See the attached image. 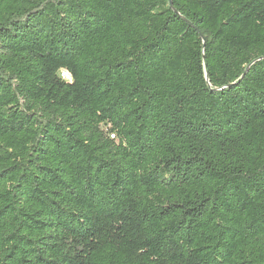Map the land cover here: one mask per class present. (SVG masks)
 Masks as SVG:
<instances>
[{"label": "trees", "instance_id": "obj_1", "mask_svg": "<svg viewBox=\"0 0 264 264\" xmlns=\"http://www.w3.org/2000/svg\"><path fill=\"white\" fill-rule=\"evenodd\" d=\"M172 1L0 0V264H264V0Z\"/></svg>", "mask_w": 264, "mask_h": 264}, {"label": "built area", "instance_id": "obj_2", "mask_svg": "<svg viewBox=\"0 0 264 264\" xmlns=\"http://www.w3.org/2000/svg\"><path fill=\"white\" fill-rule=\"evenodd\" d=\"M61 76L67 81H70V82L72 81V77L67 71H62Z\"/></svg>", "mask_w": 264, "mask_h": 264}, {"label": "water", "instance_id": "obj_3", "mask_svg": "<svg viewBox=\"0 0 264 264\" xmlns=\"http://www.w3.org/2000/svg\"><path fill=\"white\" fill-rule=\"evenodd\" d=\"M170 3H171V7L174 8V4H173V1H172V0H170ZM255 63H256V62H254L252 65H254ZM252 65H251V66H252ZM251 66H250V67H251ZM248 69H249V68H248ZM247 72H248V70L246 71V73H247Z\"/></svg>", "mask_w": 264, "mask_h": 264}]
</instances>
